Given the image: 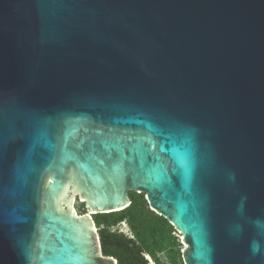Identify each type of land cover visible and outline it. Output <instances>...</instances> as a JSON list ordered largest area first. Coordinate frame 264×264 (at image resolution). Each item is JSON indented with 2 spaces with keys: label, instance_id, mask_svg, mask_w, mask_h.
<instances>
[{
  "label": "water",
  "instance_id": "1",
  "mask_svg": "<svg viewBox=\"0 0 264 264\" xmlns=\"http://www.w3.org/2000/svg\"><path fill=\"white\" fill-rule=\"evenodd\" d=\"M131 192L184 264H264V0H0V264H119Z\"/></svg>",
  "mask_w": 264,
  "mask_h": 264
},
{
  "label": "trees",
  "instance_id": "2",
  "mask_svg": "<svg viewBox=\"0 0 264 264\" xmlns=\"http://www.w3.org/2000/svg\"><path fill=\"white\" fill-rule=\"evenodd\" d=\"M131 204L120 211L94 215L105 255L119 264H184L177 229L153 211L145 193L131 192ZM86 213L84 203L77 205ZM126 225L128 231L121 229Z\"/></svg>",
  "mask_w": 264,
  "mask_h": 264
},
{
  "label": "rangeland",
  "instance_id": "3",
  "mask_svg": "<svg viewBox=\"0 0 264 264\" xmlns=\"http://www.w3.org/2000/svg\"><path fill=\"white\" fill-rule=\"evenodd\" d=\"M80 204H81V203H78L77 205H80ZM121 229L124 230V231H128V228H127L126 225H123V226L121 227ZM151 263H152V264H155L153 259H151ZM167 264H168V263H167Z\"/></svg>",
  "mask_w": 264,
  "mask_h": 264
}]
</instances>
